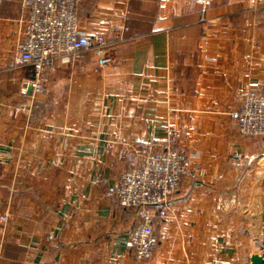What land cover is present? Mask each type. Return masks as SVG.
I'll return each mask as SVG.
<instances>
[{
	"label": "crops",
	"instance_id": "crops-1",
	"mask_svg": "<svg viewBox=\"0 0 264 264\" xmlns=\"http://www.w3.org/2000/svg\"><path fill=\"white\" fill-rule=\"evenodd\" d=\"M77 15L104 34L110 63L93 50L58 62L15 114L32 77L13 61L25 13L0 0V264H233L243 248L249 264L244 216L264 137H241L230 113L248 91L264 95V0H212L203 22L195 0H78ZM168 129L206 176H183L137 262L129 233L141 211L107 193L124 169L118 150Z\"/></svg>",
	"mask_w": 264,
	"mask_h": 264
},
{
	"label": "built area",
	"instance_id": "built-area-1",
	"mask_svg": "<svg viewBox=\"0 0 264 264\" xmlns=\"http://www.w3.org/2000/svg\"><path fill=\"white\" fill-rule=\"evenodd\" d=\"M195 2L203 22L212 0ZM21 3L25 13L23 32L13 61L17 65L30 66L32 77L25 79L19 90V95L28 98L29 103L23 101L16 105L15 114L28 112L31 100L44 93L48 74L58 62L79 61L87 50L96 53L99 67L111 61L104 34L80 28L78 0H21ZM230 117L241 137H264V95L248 91ZM118 159L124 169L116 189L109 191L107 196L115 197L120 206L140 209L141 218L131 229L129 241L135 260L141 262L152 254L158 243L153 222L167 218L169 200L179 190L183 176L202 180L206 172L194 168L191 158L182 151L169 129L160 142L152 140L140 146H123L118 150ZM7 221V214H0V236ZM1 258L0 244V261Z\"/></svg>",
	"mask_w": 264,
	"mask_h": 264
},
{
	"label": "water",
	"instance_id": "water-1",
	"mask_svg": "<svg viewBox=\"0 0 264 264\" xmlns=\"http://www.w3.org/2000/svg\"><path fill=\"white\" fill-rule=\"evenodd\" d=\"M251 240L249 264H264V172L258 171L252 185L245 214Z\"/></svg>",
	"mask_w": 264,
	"mask_h": 264
},
{
	"label": "rangeland",
	"instance_id": "rangeland-1",
	"mask_svg": "<svg viewBox=\"0 0 264 264\" xmlns=\"http://www.w3.org/2000/svg\"><path fill=\"white\" fill-rule=\"evenodd\" d=\"M251 163L253 164L254 163V160L251 161ZM253 166H257V164H253ZM239 222V221H238ZM241 225H243V221H240L239 222ZM241 237L243 238V240L246 239V236L245 235H242L241 234ZM240 256L238 257L239 259H237V261H235L233 264H247V257H246V251H245V248L242 249V251L240 252Z\"/></svg>",
	"mask_w": 264,
	"mask_h": 264
}]
</instances>
